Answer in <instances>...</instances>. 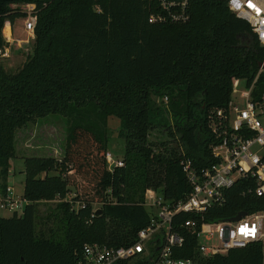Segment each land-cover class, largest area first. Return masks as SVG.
Here are the masks:
<instances>
[{
    "label": "trees",
    "instance_id": "1",
    "mask_svg": "<svg viewBox=\"0 0 264 264\" xmlns=\"http://www.w3.org/2000/svg\"><path fill=\"white\" fill-rule=\"evenodd\" d=\"M25 4L35 19L30 52L13 71L0 64V196L16 129L57 114L66 137L60 159H23L24 204L21 213L0 216V264H74L84 243L134 241L147 223L146 189L169 202L183 197L179 152L197 166L208 162L207 121L226 107L233 79L248 85L255 78L250 98H264V47L223 0H189L186 21L162 24L147 21L154 0H0V27L22 18L13 6ZM4 44L0 37V49ZM108 117L122 142V164L110 171L103 158ZM253 187L237 180L204 220L262 209L263 201L246 192ZM40 202L53 204L38 218ZM263 246L203 258L186 238L175 256L264 264Z\"/></svg>",
    "mask_w": 264,
    "mask_h": 264
},
{
    "label": "built area",
    "instance_id": "2",
    "mask_svg": "<svg viewBox=\"0 0 264 264\" xmlns=\"http://www.w3.org/2000/svg\"><path fill=\"white\" fill-rule=\"evenodd\" d=\"M189 0H154L156 11L148 16L149 23L184 22L188 19ZM227 9L243 20L258 44L264 47V0H223ZM22 30L33 38L34 16L30 4L23 5ZM255 78L246 85L233 79L229 101L224 109H216L207 121L211 140L209 159L204 166L195 165L179 152V166L188 191L177 201L169 202L153 189H146L142 205L147 223L140 228L132 243L107 247L84 243L74 264H197L195 258L176 257L186 238H193V250L199 257L223 255L230 249L244 248L250 243L264 245V98L253 101L250 92ZM106 169L120 166L121 159L104 151ZM249 179L247 189L263 201L262 209L236 221L204 220L211 209L225 202L226 191L239 179ZM24 200L15 198L9 187L0 196V210L21 213ZM83 205H80L82 207ZM95 206V207H94ZM93 204L91 211L99 208ZM188 217L178 224L173 218ZM234 216V215H233ZM212 241L214 244H204ZM264 249V246H263Z\"/></svg>",
    "mask_w": 264,
    "mask_h": 264
},
{
    "label": "rangeland",
    "instance_id": "3",
    "mask_svg": "<svg viewBox=\"0 0 264 264\" xmlns=\"http://www.w3.org/2000/svg\"><path fill=\"white\" fill-rule=\"evenodd\" d=\"M13 7L19 8L21 11L24 8L23 5H15ZM21 23L22 18H18L14 21V25L10 26V30L2 28V25L0 27V37L5 43L0 49V64L8 71L15 70L24 60L26 54L30 52L32 39L30 40L22 32ZM115 124V119L112 117L107 118V125L110 131L108 132L106 150L114 158H120L122 142L115 134ZM153 135H151L150 139L154 137ZM65 137V118L57 114H48L15 130L12 144L13 156L9 159V172L5 182L6 187L10 188L12 196L22 198L23 159L28 156H51L55 159H60ZM52 204L53 202L38 203L36 207L37 217H44ZM9 215L10 213L0 210V216L7 217ZM201 242L204 244L215 243L214 240L207 242L201 240Z\"/></svg>",
    "mask_w": 264,
    "mask_h": 264
},
{
    "label": "water",
    "instance_id": "4",
    "mask_svg": "<svg viewBox=\"0 0 264 264\" xmlns=\"http://www.w3.org/2000/svg\"><path fill=\"white\" fill-rule=\"evenodd\" d=\"M260 66H261L262 68H264L263 65H260ZM94 213H95V214H98V213H100V210H99V209H96ZM243 215H244V212H243V211H239V212H237L234 216L228 218L227 221H236V220H238L239 218H241Z\"/></svg>",
    "mask_w": 264,
    "mask_h": 264
},
{
    "label": "crops",
    "instance_id": "5",
    "mask_svg": "<svg viewBox=\"0 0 264 264\" xmlns=\"http://www.w3.org/2000/svg\"><path fill=\"white\" fill-rule=\"evenodd\" d=\"M13 25H14V23H13ZM12 25V26H13ZM21 25H22V23H21ZM2 28H7V30H10L11 29V27H10V24L7 22V21H4V23L2 24ZM5 26V27H4ZM21 30H22V26H21ZM22 32H23V30H22ZM9 33V32H8ZM5 36V35H4ZM9 36V35H8Z\"/></svg>",
    "mask_w": 264,
    "mask_h": 264
}]
</instances>
